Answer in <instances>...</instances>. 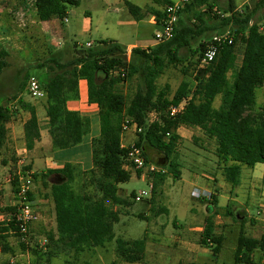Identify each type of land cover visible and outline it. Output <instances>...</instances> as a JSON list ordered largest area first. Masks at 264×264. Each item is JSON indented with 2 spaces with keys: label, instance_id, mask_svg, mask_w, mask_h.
I'll list each match as a JSON object with an SVG mask.
<instances>
[{
  "label": "trees",
  "instance_id": "1",
  "mask_svg": "<svg viewBox=\"0 0 264 264\" xmlns=\"http://www.w3.org/2000/svg\"><path fill=\"white\" fill-rule=\"evenodd\" d=\"M165 7L174 4L169 0H150ZM220 0H190L180 14L175 37L164 44L148 49L134 48L128 51L114 41H102L91 48L76 45L72 58L61 62L57 57L46 60L39 66L45 70L38 79L47 97V128L52 140L53 151L62 152L81 145L88 133L80 113L68 108L70 101H77L79 82L87 81L89 103L99 107L100 137L93 141V168L87 172L79 166L67 162L59 170H48L34 174V181H40L50 190L54 203L56 231L49 235L53 251L74 252L77 256L95 249H104L109 243L116 244V261L112 264H141L145 260L147 244L145 239L128 241L116 238L115 226L120 223L121 213L115 208L129 207V202L120 195V185L129 183L131 173L126 170L128 150L122 147V125L126 117L132 118L142 129L136 146L143 149L144 157L155 152L162 159L158 166L170 165V174L175 180L181 179V166L177 151L181 143L178 130L181 127L200 129L210 140L216 142V157L222 164L225 182L233 188L241 185L242 166L254 169L264 165V103L257 108L258 90H264V18L254 22L255 13L264 9V0H257L252 11L238 12L235 0H229L225 16L215 19L216 24L206 23L207 11L214 12ZM79 0H34L38 19L42 23L53 20L63 21L68 16L69 7L79 6ZM130 15L142 22L147 15L156 17L160 23L162 12L146 11L127 2ZM207 9V10H205ZM216 14V13H215ZM159 27V25H158ZM230 28L233 45H224L214 62L202 68L195 77L196 86L183 81L172 95L171 88L158 87V79L170 67L183 66L188 51L192 57L203 56L208 44H200L197 50L192 45L204 39L208 32H218ZM242 57L233 81L229 74L236 70L237 61ZM9 52L0 45V76L9 67ZM184 72H186L184 70ZM139 81L135 94L130 97L122 87ZM218 97L222 98L219 108H215ZM191 98L184 112L170 117L168 110L183 100ZM20 109L30 113L24 126L25 147L35 148L41 140L40 122L34 106L20 101ZM153 113L157 119L150 123ZM11 112L0 107V150L8 138L7 125ZM86 174L92 175L86 180ZM138 176L141 172L137 171ZM56 177L54 183H50ZM161 183L165 175L154 176ZM16 185L15 183H13ZM94 187V193L86 189ZM34 202L33 195H30ZM135 199L136 195L132 194ZM217 205L216 196H212ZM210 209V208H209ZM15 208H5L14 212ZM211 211V209H210ZM145 219V216H140ZM10 228L0 224V249L3 254H13L9 245ZM200 245L213 248L217 258L222 247V239L215 235L214 217L207 218ZM21 250L26 245L20 243ZM264 252V236L260 239L247 237L241 232L235 252V264H255L253 256ZM22 264V263H3Z\"/></svg>",
  "mask_w": 264,
  "mask_h": 264
},
{
  "label": "rangeland",
  "instance_id": "2",
  "mask_svg": "<svg viewBox=\"0 0 264 264\" xmlns=\"http://www.w3.org/2000/svg\"><path fill=\"white\" fill-rule=\"evenodd\" d=\"M79 1V6L69 7L66 18L68 23L60 21L57 29L50 31L47 36L39 23L34 0H0V45L9 52V67L0 76V107L8 108L12 114L7 125V142L0 150V224L4 226L13 213L4 211L5 208H15L16 190L13 183L16 184L18 173L24 169L33 172L30 155L24 153L26 147L22 138V125L30 113L20 109V101L31 106L36 101L45 103V97L34 100L29 95V80L42 79L44 76L45 70H40L39 66L52 57H57L61 62L69 61L76 45L81 49L86 48L87 44H92L93 47L102 41H114L125 48L135 44L145 46L147 42H143L144 30L140 27V22L130 15L126 3H132L146 11L153 9L160 12L163 9L150 0ZM169 1L178 3L181 0ZM228 1L220 0L214 12L207 11L205 20L209 26L216 24L215 18L218 15L225 16ZM256 2L257 0H235L239 13L246 12L247 9L254 10ZM151 16L153 15H147L146 19ZM263 18L264 9H260L255 13L253 21L259 22ZM227 33H231L230 28L208 32L204 39L193 43L192 49L197 50L200 44H208L214 36ZM149 40V44L154 43L151 37ZM182 53L187 57V62L183 66L168 68L157 81L160 88L169 86L172 95L183 81L190 82L193 91L196 86L195 77L202 71L201 53L195 57L188 51ZM241 61L240 56L236 70L229 74L231 81ZM138 84L139 81L136 80L122 89L132 97ZM257 94L256 109H259L264 103V90H258ZM221 103L222 98L218 97L215 108H219ZM180 136L182 141L178 147L177 160L181 166V180L173 178L169 164L163 166L167 171L163 183L156 177L138 176L137 171L126 164L131 180L120 185V195L128 200L129 207L115 208L121 213L120 223L115 226L116 238L128 241L145 239L147 252L141 264H235V252L241 232L253 239L264 236V165H257L254 170L242 166L241 186L233 188L225 182L222 175L223 165L216 157L215 141L210 140L200 129L187 127H181ZM127 138V142H123L126 147L138 141V135L129 134ZM80 153L79 156L87 159L85 148ZM147 157L156 165L162 159L155 152H148ZM91 177L92 175L86 174L87 182ZM55 181L56 177H53L50 183ZM250 185L256 189L249 190ZM206 188L218 196V205H215L217 208H210L215 213V235L222 239L217 258L213 255L215 245L210 249L200 245L209 213L207 208L211 206L209 202H214L212 195H204ZM151 189V198L137 202L132 197V194L137 196L142 191L151 192ZM196 189L203 194L200 198L193 195ZM86 191L93 194L94 187H88ZM31 194L41 218L33 226L32 244L26 246V251L23 252L15 236L10 235L8 241L14 253L3 254L0 249V264H112L116 261L115 242L82 256L55 250L49 258L52 245L48 238L56 231L54 203L50 198V190L45 189L40 181L33 179ZM241 203L245 205L243 210ZM245 210L250 219L245 216ZM142 215L145 219L140 218ZM255 254L256 263L264 264V252Z\"/></svg>",
  "mask_w": 264,
  "mask_h": 264
},
{
  "label": "built area",
  "instance_id": "3",
  "mask_svg": "<svg viewBox=\"0 0 264 264\" xmlns=\"http://www.w3.org/2000/svg\"><path fill=\"white\" fill-rule=\"evenodd\" d=\"M247 1L252 2L256 0ZM189 2L190 0H181L178 3L167 5L162 9L160 23H157V25H159V29L154 35L155 46L169 42L175 37L180 14ZM64 23H68V19H64ZM224 45H233V38L229 33L214 36L206 47L201 59L200 67H207L212 62H214L217 55L219 54L220 49ZM86 47L91 48L92 44H87ZM129 54L131 53L128 52V55ZM28 86L29 95L32 99L37 100L45 96V93L38 80H35L34 78L29 80ZM190 99L191 98H187L178 105L171 106L168 110L169 116L174 118L181 115L188 105ZM155 118V113L150 115V123H153ZM140 133H142V129L136 124V122H134L132 118L126 117L122 125V147L128 150L127 163L136 171H140L142 173V177L150 178L154 177L155 175L167 174V171L163 167L152 162H147L144 157L143 149L138 148L135 143L129 147H126L123 144V141L127 135L131 134L137 136ZM24 153H28V150L24 149ZM33 175L34 173L27 169H24L22 172L18 173V177L15 181L16 210L9 215L10 219L6 225L8 228H10V235L15 236L19 243H23L26 246L32 244V227L40 217V213L35 203L31 201L30 197L31 187L33 185ZM193 195L194 197L200 198L203 194L200 190L196 189ZM151 196L152 189L151 192L142 191L138 193L135 200L137 202H141L145 199L151 198Z\"/></svg>",
  "mask_w": 264,
  "mask_h": 264
},
{
  "label": "crops",
  "instance_id": "4",
  "mask_svg": "<svg viewBox=\"0 0 264 264\" xmlns=\"http://www.w3.org/2000/svg\"><path fill=\"white\" fill-rule=\"evenodd\" d=\"M161 11H162V9H161ZM39 23L41 25L43 32H46V35L48 36L50 31H52L53 29H57L60 21L59 20H53L52 22H49V23H41V22H39ZM139 24H140V27H142V29L144 30L143 35L145 37V40H143V42L144 43L147 42V45H145V46H140V45H136V44L130 45L129 47H126V50L129 53H131V51L137 47L148 49L150 47L155 46V41L153 44H149V42H150L149 39L151 37V39L154 40V35H155L156 31L159 29L157 22H156V17L151 16L148 19H144ZM148 33H150V34H148ZM79 95H80L79 100L70 101L68 103V108L71 111H75V112H78L81 114L82 119L87 126L88 133L85 136L83 143L81 145H79L78 147H76L74 149L67 150V151L56 152V153L53 151L52 140H51V137L49 135L48 128H47V124H48V121L46 118L47 97L44 96L45 97V103L44 102H38V101L34 102L33 106L35 107V109L37 111V115L39 117L40 133H41V140L36 143L35 148L32 151H28V154L30 155V158H31V163H32V168H33L34 173H45L46 172L45 170H47V171L48 170H59V169H62L64 167L65 163H67V162H71V163L79 166L82 169V171H84V172H87L93 168V149H92L93 141L100 137L99 107L96 104L89 103L88 83L85 80H82L79 82ZM30 117L31 116H28V118L24 121V123L22 125V138L23 139H24V126H25L26 122L30 119ZM180 132H181V128L178 130L179 136H180ZM127 139L128 138L126 136L125 142H127ZM133 141H134V138L132 139V142ZM181 141H182V138H181ZM132 142H130V143H132ZM84 148L86 149V152H87V156H88L87 159H85L82 156H79L81 154L80 152H82V150ZM254 169H252V170H254ZM181 179H182V175H181ZM248 188H249V190L250 189H253V190L256 189V187H254L252 185H250ZM204 194L205 195L210 194L212 196H216V198L218 200V196L216 195V193L214 194L212 192V190H210L208 188H206L204 190ZM217 205H218V203H217ZM241 207H242L241 209L243 210L245 205L242 204ZM209 208L216 209L217 207H215L214 205L213 206L211 205L207 208V212H209L207 214V218L210 216L214 217L215 213L213 211H210ZM241 209H239V210H241ZM245 216H247L250 219V215H249L247 210H245ZM39 219L41 220L40 217H39ZM214 222H215V217H214ZM205 223H206V221H205ZM32 230H33V227H32ZM215 230H216V223H215ZM257 252L259 253V251H257ZM253 262L255 264H257L256 263V254H254V256H253Z\"/></svg>",
  "mask_w": 264,
  "mask_h": 264
}]
</instances>
